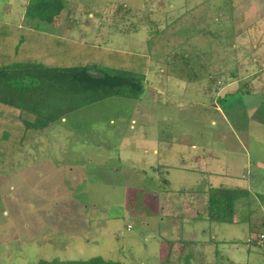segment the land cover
Wrapping results in <instances>:
<instances>
[{
  "label": "rangeland",
  "instance_id": "obj_1",
  "mask_svg": "<svg viewBox=\"0 0 264 264\" xmlns=\"http://www.w3.org/2000/svg\"><path fill=\"white\" fill-rule=\"evenodd\" d=\"M27 1L0 0V21L28 27ZM31 28L143 93L77 108L0 164V264H264V0H66ZM219 186L247 191L233 223L206 218Z\"/></svg>",
  "mask_w": 264,
  "mask_h": 264
},
{
  "label": "trees",
  "instance_id": "obj_2",
  "mask_svg": "<svg viewBox=\"0 0 264 264\" xmlns=\"http://www.w3.org/2000/svg\"><path fill=\"white\" fill-rule=\"evenodd\" d=\"M65 7L66 0H28L23 12L28 27L0 21V124L4 125L0 126V164L24 146L25 136L40 134L77 108L110 96L138 99L143 93L144 76L138 72L125 68L104 70L92 64L79 63L78 59L73 61L75 57L70 51L83 44L31 28L35 20L56 24ZM176 37L178 35L174 39ZM66 53L70 58L63 61L61 58H67ZM184 53H181L180 69L195 75L193 56L190 53L185 56ZM206 66L204 60L200 62L198 59V68L206 69ZM90 70L97 74L90 73ZM230 75L234 73L230 71ZM189 78L191 80L192 76L186 80ZM240 90L250 91L245 83ZM246 193L241 188H212L206 199V218L233 223L236 199ZM37 264L124 263L93 256L77 260L39 259Z\"/></svg>",
  "mask_w": 264,
  "mask_h": 264
},
{
  "label": "crops",
  "instance_id": "obj_3",
  "mask_svg": "<svg viewBox=\"0 0 264 264\" xmlns=\"http://www.w3.org/2000/svg\"><path fill=\"white\" fill-rule=\"evenodd\" d=\"M135 140H139V139H135ZM140 142L142 143V142H144V141L141 140ZM131 143H134V144H135L134 141H132ZM131 143H130V144H131ZM138 144H139V143H138ZM142 144H143V143H142ZM128 147H129V146H128ZM130 147H131V146H130ZM133 147H134V146H133ZM130 149H131V151H130V156H129V157L131 158V157H132L131 155H134L135 150H133L132 148H130ZM153 152H154V154H156L155 151H153ZM148 156L151 157L150 155H148ZM164 160H165V158H163V160H161V161H162L163 163H165ZM149 161H150V162H149V168H151L153 164H156L157 167H159V161H158V159L156 160L155 158H151V160H149ZM132 162H133V161H132ZM165 167L168 168L169 166H168V165H165ZM156 170H157V168L154 169V171H156ZM166 172H167V170H166ZM138 173H139V172H138ZM167 173H168V172H167ZM213 173H214V172H213ZM197 214H199V212H198ZM234 218H235V216H234Z\"/></svg>",
  "mask_w": 264,
  "mask_h": 264
},
{
  "label": "water",
  "instance_id": "obj_4",
  "mask_svg": "<svg viewBox=\"0 0 264 264\" xmlns=\"http://www.w3.org/2000/svg\"><path fill=\"white\" fill-rule=\"evenodd\" d=\"M90 73L97 74V72L95 70H90Z\"/></svg>",
  "mask_w": 264,
  "mask_h": 264
},
{
  "label": "built area",
  "instance_id": "obj_5",
  "mask_svg": "<svg viewBox=\"0 0 264 264\" xmlns=\"http://www.w3.org/2000/svg\"><path fill=\"white\" fill-rule=\"evenodd\" d=\"M260 238H263V235H260Z\"/></svg>",
  "mask_w": 264,
  "mask_h": 264
}]
</instances>
